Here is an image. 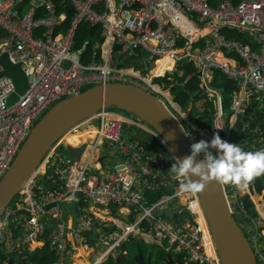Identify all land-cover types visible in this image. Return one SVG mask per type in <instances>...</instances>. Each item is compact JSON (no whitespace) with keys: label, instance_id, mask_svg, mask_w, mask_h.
I'll use <instances>...</instances> for the list:
<instances>
[{"label":"built area","instance_id":"built-area-1","mask_svg":"<svg viewBox=\"0 0 264 264\" xmlns=\"http://www.w3.org/2000/svg\"><path fill=\"white\" fill-rule=\"evenodd\" d=\"M64 1L75 10L66 30L59 28L65 13L54 0H0V53L6 52L13 62H20L28 76L25 92L8 103L6 98L13 84L9 77L0 75V178L39 117L56 101L93 84L120 81L137 85L154 93L178 118L180 112L173 109L171 99L145 75L110 62L115 45L119 53L132 54L140 48L150 59H169L170 65L164 67L169 75L179 70L180 61L192 62L204 92L216 98V111L211 128L192 121H187L191 131L183 126L191 144L211 140L217 132L231 143L232 124L252 99L264 112V0H219L215 5L211 0H61ZM80 23L101 26L100 60L82 59L85 43L72 47ZM224 28L238 31L244 39L227 37ZM215 68L237 84L231 95L232 111L227 125L220 122L221 96L209 85ZM108 108H98L86 118L99 119L90 153L97 149L110 157L108 170L100 175L92 171L89 155L81 163L71 160L62 151L65 142L57 140L24 181L14 204L10 203L0 215V242L17 253L33 241L48 242L57 253L54 264H64L65 257L80 246L87 252L86 264H100L104 256L117 253L119 242L132 233L142 241L183 253V264H220L217 254L206 253L205 236L196 211L189 204L191 200L199 201L197 194H185V199H181L184 194L179 191V181L168 170L176 154L142 117L133 118ZM256 138L263 142L262 135ZM262 150L264 143L246 152ZM221 186L230 211L246 216L236 187ZM159 187L163 190L158 196L147 199L143 195L144 188L153 192ZM63 202L73 203L77 213L70 227L62 218ZM85 202L114 203L126 208L134 218L117 236L111 230L99 231L100 247L93 248L95 245L84 234L94 228L98 217L90 213ZM174 204L179 205L174 210L177 215L186 212L188 217L171 224L158 211ZM258 215L248 236L258 263L264 264L263 242L259 238L264 221ZM98 220L103 222L102 218ZM10 224L22 227L20 241L18 233L14 235L9 229ZM47 229L54 232H50L47 241L40 239Z\"/></svg>","mask_w":264,"mask_h":264},{"label":"water","instance_id":"water-1","mask_svg":"<svg viewBox=\"0 0 264 264\" xmlns=\"http://www.w3.org/2000/svg\"><path fill=\"white\" fill-rule=\"evenodd\" d=\"M67 64L68 62L65 61L64 65ZM0 65L2 66L0 75L9 77L13 84L6 98L7 102L11 103L27 89L28 76L20 62H13L6 52L0 53ZM254 96L252 95V98ZM107 106H117L142 117L163 138L177 157L184 158L190 154L191 143L181 121L154 93L127 82L96 83L78 94L53 103L30 129L0 178V215L16 198L24 181L36 169L53 143L72 130L74 125L86 115ZM246 108L251 110L252 105L248 104ZM84 145L85 143L74 147L66 144L65 155L78 159ZM99 160L102 162L103 157L100 156ZM162 190L163 188L159 187L151 192L144 188L143 195L147 199H152ZM197 196L220 264H258L257 254L240 219H236L228 208L221 184L211 181ZM158 214L163 215L171 224L175 221L173 208H162ZM137 255L139 264H154L149 258H144L140 248H137ZM164 259L168 264H183L181 258L178 257L174 261L169 254ZM0 264H18V262L14 263L13 259L6 262L1 258Z\"/></svg>","mask_w":264,"mask_h":264},{"label":"trees","instance_id":"trees-1","mask_svg":"<svg viewBox=\"0 0 264 264\" xmlns=\"http://www.w3.org/2000/svg\"><path fill=\"white\" fill-rule=\"evenodd\" d=\"M58 4V8L60 11H64L65 18L63 19L59 28L61 30H66L70 24L71 17L74 15V7L71 6L68 2H61V0H54ZM219 0H211L212 5H215ZM237 1V0H233ZM100 29V25H89L88 23H80L75 31L72 47L79 48L85 43V47L82 51V59L83 60H100L101 59V42L102 38L98 35V30ZM223 32L227 35V37H234L239 39H244L243 35L234 29H223ZM3 34V31L0 29V35ZM96 34V35H95ZM95 38V39H94ZM246 40V39H245ZM182 42V38L179 39ZM118 45L112 50V61L117 62L119 65H137V55L140 53V48H135L136 56H132L126 53L118 52ZM94 52V53H93ZM119 53V54H116ZM133 54V53H132ZM129 57V58H128ZM156 59H151L150 61L155 62ZM178 69L182 71V73L174 72L172 85L170 86V90L173 94L174 100L180 105L183 110L188 109L191 106V111L195 110L194 113V121L204 127L211 128L213 126L214 112L216 111V98L215 96H210L204 92V89L201 85L200 79L195 73V67L190 61H180L178 63ZM189 73H193L192 76L184 80L186 75ZM169 74H165V76H157L155 77L156 81H159L163 87H165L170 79H168ZM209 85L217 90L221 96V107L222 110L226 112L227 116L231 114V95L232 91L237 87L236 81L229 78L224 72L218 68L212 70V76L209 80ZM250 104L252 105V109H247L243 113H239L230 130V140L231 143H235L240 146L242 149L244 148H254L256 149L262 143H264V112L257 108V101L255 99L250 100ZM115 108V107H111ZM119 110L120 112H125L124 109H113ZM229 121V120H228ZM186 129L190 130L189 126H185ZM261 134H260V133ZM85 134H92L91 132H84ZM81 132V134H84ZM262 135L263 142L258 141L256 136ZM73 136V135H72ZM71 136V137H72ZM94 136V135H93ZM138 136V134H137ZM70 137V136H69ZM68 137V138H69ZM75 138V136H73ZM79 138V137H78ZM90 138H92L90 136ZM72 139V138H71ZM67 140H64L66 143ZM90 143V142H88ZM72 145L79 146L83 144L82 141L75 138L72 139ZM159 146L162 148V145L159 143ZM85 147V145H84ZM83 147V148H84ZM89 149H87L88 153L91 149V144L88 145ZM65 149H62L64 151ZM87 153V155H88ZM65 154V153H64ZM68 157H70L68 155ZM87 157V156H86ZM85 157V158H86ZM251 186L257 191L261 192L264 188V174L255 178L251 183ZM167 191V190H166ZM165 191V192H166ZM244 204L247 213L246 216L236 215V219H240L241 225H243L245 229V233L248 234L254 229V219L258 215L253 201L250 199L248 195L239 196L238 197ZM15 199V198H14ZM12 200L11 204H14L15 200ZM178 207V206H176ZM188 214L186 212H182L179 214L178 220L180 218H186ZM238 217V218H237ZM102 226V223H99ZM97 226V223L94 225ZM247 228V229H246ZM260 229V228H259ZM260 241H264V236L260 235ZM155 246V245H154ZM168 251V250H167ZM158 257H167L166 251L159 249L156 251ZM10 256H16L11 254ZM20 257L24 258V262L19 260L20 264H54L57 259V253L55 250L51 249L48 246L47 242L43 244L32 247L31 249H26L24 252L19 254ZM181 258L183 253H181ZM123 254L116 256L115 258L112 255L108 254L100 264H118L124 258ZM138 257V255H137ZM159 259V258H158ZM163 264H165L163 262Z\"/></svg>","mask_w":264,"mask_h":264},{"label":"crops","instance_id":"crops-1","mask_svg":"<svg viewBox=\"0 0 264 264\" xmlns=\"http://www.w3.org/2000/svg\"><path fill=\"white\" fill-rule=\"evenodd\" d=\"M100 32H101V26H100V29L98 30V35L102 38V36L100 35ZM137 53L138 52H134L133 54H130V55L136 56ZM116 54H119V53L116 52ZM126 54L128 55V53H126ZM137 56H136L137 57V59H136L137 60V65L130 64V65H125V66L117 64L116 60L112 61V51H111V53L109 55V58H110V62L114 66L128 68L131 71H134L136 73L145 75L144 77L148 78L150 80V82L152 83V85H154L158 89H161L162 91H164L167 94V96L171 99V101L173 102L174 110H178L180 112V114L177 113V112L176 113H177L178 116H180L183 119V121L185 122L186 126H189L187 121H192V122L196 123L194 121V118L190 117V112H192L191 111V106H189L187 111L185 112L183 109H181L180 105L173 98V94H172V92L170 90V86L172 85V81H173L172 77L174 75V72H176V71H174L172 73V75H169L170 77H168V79H170V81L168 82V84L165 87H163L162 84L159 81L155 80V77H157V76H165V74L167 72L165 68L162 70V72H159V70L158 71H154V69L158 66L159 59L155 60V62H153V61L149 62V60H151V59L148 58L147 52L142 50V49H141L140 53H138ZM177 71H178L179 74L182 73V71L180 69L177 70ZM222 112H223V116H222L220 122L225 124V125H227L228 124V120L230 121V117L227 116L225 111L222 110ZM121 113L122 114H127L128 116L133 117V118L135 117V115L133 113H131L130 111H128V110H125L124 113L123 112H121ZM109 116H111V115L109 114ZM93 119H96L99 122V119L97 117H93L92 119H87V120H88L89 124H92L93 126L97 127V125H95V124H93L91 122ZM179 120H180V118H179ZM88 122L86 121L83 125L84 126L88 125ZM79 127H81V125ZM128 127L129 128H133L135 130V132H137V130L139 131V129L136 128L135 125L128 124ZM72 135L76 136V133L75 134L73 133ZM69 136H67V137H69ZM94 136L92 138L89 137L85 142H83V143H85V146H88L89 145L88 142H90L91 147H92V141H93ZM69 138H71V137H69ZM69 138H66L65 140H67ZM72 139L75 140V138H73V137H72ZM65 145H66V143H65ZM70 145H72V144H70ZM72 146L77 147L75 145H72ZM84 148L82 149L78 159H76L73 156L69 155L71 157V160L76 161V162H80V163L83 160H85V156L82 158L83 151L85 150ZM64 151L66 152V150H64ZM100 151L97 150V149H94V153L93 152H92V154L89 153V159L92 157V162L90 164H91V167L93 169H91V170L94 171L95 173L99 174V175H100V173H102V174L105 173L108 170V168L111 166V163H112V159H110V157H106L107 156L106 154L105 155L104 154L101 155ZM96 155L99 156V157L96 158ZM66 156H68V155H66ZM100 156L103 157L102 162L99 160ZM237 191H238V195H240V196L248 195L250 197V199L253 201V204L255 206V209H256L257 213L259 215H261V214L264 215V201H261L263 203H261V202L259 203L258 202V201H260L259 198H262L264 196V188L261 190V192H257L253 188V186H251L249 184L247 189H245L243 191L237 189ZM84 205H87V208L89 209V211H90V213L92 215H94L95 217H98L100 219L101 218L103 219V222H102L103 225L102 226H100V224H99L100 221L97 218L95 220V223H97V226L96 227L94 226V228L91 231L86 232L84 234L87 237V239L89 240V242L92 245H95L93 248H97V247L99 248L100 247L99 246V241H98V232L99 231L111 230L114 233V235L117 236L122 231L123 226L126 225V224L131 223V221L134 218L133 217L134 215L132 213H128L126 211V208H124L122 206H119V205H116L114 203H109L108 205H104L102 207L98 206L96 204H91L90 202H87V203L85 202ZM176 206H179V205L178 204H174L173 206L170 205L167 208L166 207H164V208H166V209L174 208V210H175ZM198 207H199V210L201 211V213L203 215V211L201 209V206L198 205ZM60 208H61V211H62V218H63L64 223H66L67 227L72 226L75 223L76 219H77L76 218L77 213L75 211L73 203L63 202V203L60 204ZM194 211H196V215H198L199 211H197L195 209H194ZM178 217H179V215H177L176 212H175L174 220L178 221ZM203 218H204V215H203ZM182 219H184V218H180V220H182ZM204 221H205V218H204ZM205 225H206V228H207L206 221H205ZM53 228H54V226L52 224L51 229H53ZM9 229L13 232L14 235H16L18 233V235H19L18 241H20V239L22 238V236L24 234V231L22 230V227L18 226V224H10L9 225ZM17 230H19V232H17ZM207 231H208V228H207ZM50 232L53 233L54 231L53 230L50 231V229H47L46 233H44L41 236L40 239H43V240L47 241V237L49 236ZM208 233H209V231H208ZM248 235H249V232H248ZM208 238H209V241L211 242L212 249L214 251V255H216V251H215L212 239L210 237V234H208ZM139 239H140L139 237H137L136 235L130 233L126 237L122 238V240L119 242L120 247H119L118 252L115 253L114 255H112V254H110V255H112V257L115 258L116 256H118V255H120L122 253L123 254H125V253L132 254V256L129 257L130 258L129 263H126L127 261H124V262H122L124 264H139V262L137 261V248L141 249L142 254H143L145 259L149 258L154 264H163V262L165 264H168L166 261H164L165 259L163 257H161V256L158 257L157 256L156 251H158L159 249H162L163 251H166V253L169 254L174 261H176L178 257L181 258V256H180L181 252L177 251L176 249H173L172 247L163 246L162 244H159V243H156V242L153 243V245H156V246H151L148 249H144L140 245L141 241L139 242ZM205 239H206V237H205ZM39 242L40 241H37V242L33 241L32 244H30V245H28V246L23 248L24 251L26 249H31L34 246L40 245ZM143 242H145V241H143ZM262 242H263V248H264V241H262ZM4 243L0 242V259L1 258L5 259L6 262L9 259H13L14 263L18 262V264H20L19 260L21 259V261H22V259L24 260V258L19 256L20 253H17L16 251L8 250L7 249V244L6 243L4 244ZM41 244H43V243H41ZM126 245H127V247H126ZM134 245H136L135 250H131L130 251L129 248L130 247L133 248L132 246H134ZM48 246H49V244H48ZM11 254H14L16 256H10ZM105 257L106 256H104L103 259ZM65 259H66V257H65ZM89 260H90V258H89ZM102 260H100L99 263H101ZM87 261H88L87 260V252L85 250H83L80 246H78L76 251L71 253L70 256L65 260L64 264H72V262H73V264H86ZM120 263H121V261L118 264H120Z\"/></svg>","mask_w":264,"mask_h":264},{"label":"clouds","instance_id":"clouds-1","mask_svg":"<svg viewBox=\"0 0 264 264\" xmlns=\"http://www.w3.org/2000/svg\"><path fill=\"white\" fill-rule=\"evenodd\" d=\"M168 170L179 181L182 194L195 196L211 181L243 191L264 174V150L245 152L237 144L223 140L217 132L211 140L192 143L190 154L176 157Z\"/></svg>","mask_w":264,"mask_h":264},{"label":"bare ground","instance_id":"bare-ground-1","mask_svg":"<svg viewBox=\"0 0 264 264\" xmlns=\"http://www.w3.org/2000/svg\"><path fill=\"white\" fill-rule=\"evenodd\" d=\"M168 65H170V60H169V59H168V61H167L165 58L159 59L158 66L154 69V71H158V70H159V72H162V70L164 69V67H165V66H168ZM86 121L88 122V120H87L86 118L80 120V123H82L81 127H77V125H76V126L74 125L73 130H70V131H68L67 133H65V134L61 137V139L64 141V140L67 138V136H69L70 134H73L74 132L77 133V130H80V131H83V132L89 131V130H87L86 128H89L90 130H92V132H91V131H89V132L95 134L97 128H96L95 126H93L92 124H89V122H88V125L84 126L83 124H84ZM78 122H79V121H78ZM78 122H77L76 124H80V123H78ZM89 144H90V143H89ZM91 151H92V147H91L89 153H90ZM89 153H88V155H89ZM88 155H87V156H88ZM91 162H92V157L90 158L89 163H91ZM185 197H186V196H185V194H184V196H182L181 199L184 200ZM198 202H199V201H198ZM198 202H197V200H194V201L191 200V201L189 202V204L191 205L192 208H194L195 210L199 211V213H198V215H197L196 217H197L198 223H199V225H200V228L202 229L203 235L206 237L205 242H204L205 251H206V253L209 254V255H214V251H213V249H212L211 242L209 241V238H208V234H209V233H208V231H207V228H206V225H205V221H204L203 215H202L201 211L199 210V207H198L199 204H198Z\"/></svg>","mask_w":264,"mask_h":264},{"label":"rangeland","instance_id":"rangeland-1","mask_svg":"<svg viewBox=\"0 0 264 264\" xmlns=\"http://www.w3.org/2000/svg\"><path fill=\"white\" fill-rule=\"evenodd\" d=\"M107 107H109L108 108V110H111V109H117V108H120V107H117V106H115V108H111L112 106H107ZM120 109H123V108H120ZM174 109V108H173ZM181 109H183V108H181ZM112 111V110H111ZM185 112L187 111V109H185L184 110ZM114 112H118V113H121L119 110H116V111H114ZM127 113V112H126ZM194 113H195V110H193L192 112H190V117H194L195 115H194ZM87 117V115L85 116V118ZM178 118H180V121L182 122V124H183V126H186L185 125V122L183 121V119L180 117V116H178ZM93 124H95V125H98V120H96V119H93L92 121H91ZM147 123V122H146ZM148 124V123H147ZM149 125V124H148ZM97 128V127H96ZM87 130H89V131H91L92 132V130H90L89 128H86ZM81 132L82 133H84L83 131H80V130H77V133H76V136H75V138L76 139H78V140H80V141H82V142H85L90 136L91 137H93V135H95V134H81ZM86 132H88V131H86ZM74 134H75V132H74ZM72 136V134H70V137ZM146 136H150V134L149 133H146ZM73 137V136H72ZM71 137V138H72ZM79 137V138H78ZM68 138V137H67ZM71 138H69V139H67V141H66V144H71L72 143V139ZM85 150L83 151V154H82V158L85 156H87V149H89V147L88 146H85V148H84ZM248 148H244L243 150L246 152V150H247ZM249 149H251V150H253L254 148H249ZM106 163V162H105ZM91 169H93L92 167H91ZM259 200L260 201H258L259 203L261 202V201H264V196L262 197V198H259ZM261 203H263V202H261ZM98 206H104L103 204H100V205H98ZM263 221H264V215H258ZM238 218V217H237ZM261 233H263V236H264V228L261 230ZM141 241V246L144 248V249H148V248H150L151 246H154L153 245V241H146V242H143L142 240H140L139 239V242ZM156 246V245H155ZM126 247H127V245H126ZM133 248H129V250L131 251V250H135V248H136V245H134V246H132ZM263 250L262 251H264V248H262ZM123 254V253H122ZM124 255V260H122L121 261V263L120 264H124V263H122V262H124V261H127L126 263H129V260H130V256H132V254H130V253H125V254H123ZM5 260V259H4Z\"/></svg>","mask_w":264,"mask_h":264}]
</instances>
